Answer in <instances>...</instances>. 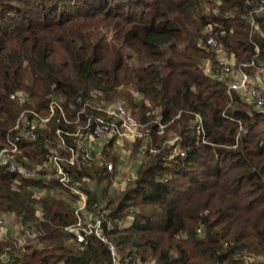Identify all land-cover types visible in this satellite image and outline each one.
<instances>
[{"label": "trees", "instance_id": "1", "mask_svg": "<svg viewBox=\"0 0 264 264\" xmlns=\"http://www.w3.org/2000/svg\"><path fill=\"white\" fill-rule=\"evenodd\" d=\"M256 3L0 0V147L24 114L37 137L22 138L18 160L43 166L37 176L0 166V217L28 236L26 245L0 239V264H9L6 255L11 264H113L97 236L80 243L67 231L78 221L73 186L89 211L103 205L107 235L129 264H264V110L213 74L220 63L208 44L217 32L237 67L254 62L244 68L264 72ZM54 100L62 109L43 122ZM117 102L148 134L129 143L130 154L149 140L134 177L118 188L117 139L90 161L72 135ZM71 149L65 185L44 165L49 154L70 159Z\"/></svg>", "mask_w": 264, "mask_h": 264}, {"label": "built area", "instance_id": "2", "mask_svg": "<svg viewBox=\"0 0 264 264\" xmlns=\"http://www.w3.org/2000/svg\"><path fill=\"white\" fill-rule=\"evenodd\" d=\"M248 3L252 4V1H248ZM253 11L255 13H264V0H258V3H256ZM253 25H257L255 21H253ZM208 44L217 52L220 63L219 67L215 70V72H213V74L221 78H229L230 91L239 92L247 100L253 102L255 105L260 107V109L264 110V82L260 80L259 73L252 75L244 68L253 66L254 62L237 67V60L229 57L220 47L217 32L213 33L212 30L210 31V36L208 37ZM19 96L21 101L29 100L28 96L25 94H20ZM56 106L61 108L60 102L54 100L51 105V115L43 118V122H48L50 120L51 116L54 114ZM100 110L103 112V115L96 118L95 124H92L91 118L86 126H82L77 132L72 133V135L80 138V147L83 148L85 157L88 160L94 161L95 156L93 155V151L99 152L103 145L113 138L117 139L115 144L117 146L122 144V142L132 144L138 139H146L148 137L145 126L134 118L131 111L126 108L122 102L107 103L104 106H101ZM197 119L200 123L198 126L199 133H202V116L197 114ZM29 124L30 121L23 114L15 126V130L18 132L9 139L7 145L0 147V166H6V169L12 173H22L26 176H37L39 171L43 168L42 165H38L35 169L30 170L18 160V156L21 154L20 143L22 138L28 137L35 139L37 137L35 130L28 127ZM165 128L166 125L160 123L159 132L163 133ZM90 129L92 130L91 134H85L83 132L84 130ZM243 130L246 129L241 126V131ZM145 141L146 143L141 148L142 154L148 150L149 140ZM92 142L99 144L100 149L95 150L91 145ZM71 151L72 156L68 160L63 159L57 154H49L48 160L44 165L45 168L55 173L60 182L65 185H72L73 182L70 173H68L65 169L66 163L72 164L74 162V150L71 149ZM150 152L158 153L159 149L152 148L150 149ZM182 154L185 155V152L182 151ZM108 169H114V164L112 162L108 163ZM131 180L132 178L125 180L123 186L127 185V183ZM116 184L119 183L117 182ZM72 190L80 196L77 208L78 221L77 223L68 226L66 228L67 231L80 243H87L88 235L94 234L107 245L112 256L113 264H129L130 259H122L118 247L107 235V231H110L113 225L112 222L108 220L107 212L103 210V205L100 204L98 206L96 204V212L89 211L87 208L86 194L74 186L72 187ZM6 233V220L4 217H0V239L3 238ZM4 261L11 264V258L8 255L4 256Z\"/></svg>", "mask_w": 264, "mask_h": 264}, {"label": "rangeland", "instance_id": "3", "mask_svg": "<svg viewBox=\"0 0 264 264\" xmlns=\"http://www.w3.org/2000/svg\"><path fill=\"white\" fill-rule=\"evenodd\" d=\"M130 151H131V145L129 143H127L126 145L125 144L117 145V149L115 148V152L119 155L121 159V166L117 176V182L119 184H117L116 188L122 187L125 180L134 177L136 173V169L139 166L138 164L142 161L141 160L142 159L141 155H143L142 153L139 156H134L130 154ZM133 171L134 173H132ZM3 217L6 220V226H7V233L5 234L4 238L16 241L17 244L22 243L26 245L28 243L27 242L28 236L22 233L21 226L18 225L19 223L17 225H11L8 215H5Z\"/></svg>", "mask_w": 264, "mask_h": 264}, {"label": "crops", "instance_id": "4", "mask_svg": "<svg viewBox=\"0 0 264 264\" xmlns=\"http://www.w3.org/2000/svg\"><path fill=\"white\" fill-rule=\"evenodd\" d=\"M260 80H262L263 82H264V72H261V74H260ZM119 144V143H118ZM124 144V142H122V145ZM92 146H93V148L95 149V150H98V149H100V145L99 144H97L96 142H92V144H91ZM116 149H117V147H116ZM142 156V155H141ZM142 160V159H141ZM140 164V163H139ZM138 164V165H139ZM135 171V170H134ZM134 171L132 172V173H134Z\"/></svg>", "mask_w": 264, "mask_h": 264}]
</instances>
